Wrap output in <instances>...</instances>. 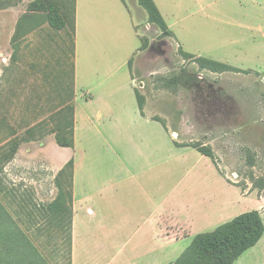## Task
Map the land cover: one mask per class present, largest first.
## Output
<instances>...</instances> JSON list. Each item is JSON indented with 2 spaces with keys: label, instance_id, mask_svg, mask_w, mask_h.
<instances>
[{
  "label": "rangeland",
  "instance_id": "374dc122",
  "mask_svg": "<svg viewBox=\"0 0 264 264\" xmlns=\"http://www.w3.org/2000/svg\"><path fill=\"white\" fill-rule=\"evenodd\" d=\"M123 1L149 23L138 0ZM158 1L172 9L180 41L168 25L172 35L141 26L129 62L152 121L131 116L122 137L106 136L117 147L94 152L117 180L94 202L108 198L119 226L146 195L161 194L162 239L151 221V242L131 231L138 217L129 231H107L104 215L92 234L73 227L74 166L59 170L57 139L69 141L73 127L76 0H0V264H174L196 236L243 214L258 212L264 224V0ZM40 3L56 7L62 29ZM185 50L249 73L202 70ZM234 264H264V235Z\"/></svg>",
  "mask_w": 264,
  "mask_h": 264
},
{
  "label": "crops",
  "instance_id": "0c3cea01",
  "mask_svg": "<svg viewBox=\"0 0 264 264\" xmlns=\"http://www.w3.org/2000/svg\"><path fill=\"white\" fill-rule=\"evenodd\" d=\"M154 2L170 31L180 41L179 35L182 31L178 30L179 26L175 22L172 9L165 3L168 7L166 11L167 7L162 1L154 0ZM76 8L73 69V93L75 94L71 101L75 146L73 148L58 146L60 153L57 157L59 170L71 160L74 161L73 192L76 209L73 227L75 233L85 231L92 234L93 217L98 215L105 216L106 230L110 232L113 230L119 232V227L122 231H129V221L138 217L140 218L138 228H132L131 231L147 233L152 242L151 230L154 228L152 221L156 223L159 233L157 237L155 235L154 237L161 240L160 193L157 196L148 194L138 205H133L128 215L125 213L122 215L121 226L117 222L118 218H114L117 216V210L111 207L108 198L105 199L106 201L103 199V201L94 202L98 196H102L99 194L104 187H113L117 183L114 179L116 176L109 178L107 173L104 176V163L94 152L117 147V144L112 145L114 139L110 138L108 142L106 136L111 135L112 130L115 129L117 136L122 137L128 131L123 127L131 116L142 123L152 121L148 116L142 117L137 107L135 87L133 80L130 79L129 69L132 55L141 47L143 31H139V27L149 29L151 24L147 23L145 12L137 3L131 9L123 0H76ZM94 41H98L100 45L96 49L93 46ZM185 52L191 53L186 50ZM198 55L203 57L201 54ZM97 56H104V62L97 61ZM107 122H110V126L104 127ZM169 139L172 141L171 137ZM101 142L102 145H100ZM91 199L95 203L93 206L90 203ZM104 201L105 203H102Z\"/></svg>",
  "mask_w": 264,
  "mask_h": 264
},
{
  "label": "trees",
  "instance_id": "16d2710c",
  "mask_svg": "<svg viewBox=\"0 0 264 264\" xmlns=\"http://www.w3.org/2000/svg\"><path fill=\"white\" fill-rule=\"evenodd\" d=\"M138 3L147 12L149 16V23L159 27L165 34L172 35V33L168 31L167 24L154 0H138ZM39 7L47 13L48 21L53 28L58 30L63 28L64 22L58 14L56 7L54 8V6H48L44 8L42 3H40ZM184 56L186 59L197 64L200 69L211 73H249V71L244 72L240 69L209 58L196 57L185 52ZM136 98L141 115L144 117L145 97L136 91ZM163 126L166 128L164 124ZM70 130L71 139L69 141L62 142L60 139H57V144L60 147L73 148L75 146L73 140V127ZM68 165L74 166V161L71 160ZM63 200L64 197L61 195L54 203H52L50 210L55 215L63 211ZM64 234L68 245L72 247V230H66ZM263 235L264 224L260 214L258 212L246 213L235 218L231 222L218 227L211 233H204L196 236L190 247L176 260L174 264H234L235 261H237L239 257L244 254V252L256 246ZM11 237L12 236H8V238ZM21 237L26 238L24 234H21Z\"/></svg>",
  "mask_w": 264,
  "mask_h": 264
}]
</instances>
